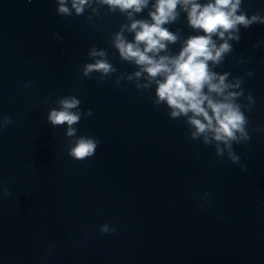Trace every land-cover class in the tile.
Here are the masks:
<instances>
[{
	"label": "water",
	"instance_id": "water-1",
	"mask_svg": "<svg viewBox=\"0 0 264 264\" xmlns=\"http://www.w3.org/2000/svg\"><path fill=\"white\" fill-rule=\"evenodd\" d=\"M88 64L0 8V264H264V181Z\"/></svg>",
	"mask_w": 264,
	"mask_h": 264
},
{
	"label": "clouds",
	"instance_id": "clouds-1",
	"mask_svg": "<svg viewBox=\"0 0 264 264\" xmlns=\"http://www.w3.org/2000/svg\"><path fill=\"white\" fill-rule=\"evenodd\" d=\"M93 0H71V8L78 16L84 14L86 6H90ZM107 5L110 12L119 10L132 20L130 26H122L112 41L118 49L122 60L134 63L139 67L136 77L147 74L148 83L143 87L148 88L155 84L156 106L166 105L170 110V118L178 119L184 116L187 123L194 129L191 132L193 139L204 137L205 143L212 140L223 142L227 147H232V142L251 139L247 128L249 118L245 115V107L238 100L244 96L242 77L236 78V83H229V73L218 74L213 70L214 65L222 63L226 54L233 51L231 40L239 42L240 27L248 29L254 23L264 25V19L259 15L248 18L241 12L242 0H208L201 3L200 0H155L152 10L148 13L150 19H133L135 13L142 12L148 7L150 0H96ZM58 13L72 15L67 6L68 0H58ZM178 6L187 13L188 25L199 34L189 36L176 55H161L166 52L170 44L179 39L178 35L165 27L174 23L180 13ZM94 12L98 11L93 9ZM127 31L134 33V39L128 41L124 36ZM227 34V35H226ZM214 37L222 42L217 43ZM254 47H258L255 45ZM90 56L105 57L106 52L90 51ZM92 71H98L108 75L114 71L112 65L106 59L97 60L94 64L85 67L84 75ZM252 76V72L247 73ZM129 79H132L130 76ZM238 88L237 91L231 89ZM247 99L252 106L254 97L249 92ZM80 101L74 97L62 99L60 110L53 109L48 115V120L53 126L68 125V135L74 134L72 125L80 119L79 114L70 111L79 105ZM248 108L247 111H251ZM89 114L90 110H89ZM13 121L4 116V126L7 128ZM99 141L82 137L71 150V155L79 160L92 156ZM219 151V149H218ZM231 160L239 163L240 158L231 154ZM243 171H247L245 165ZM4 194L9 197L11 193L7 188ZM107 232L106 226L101 228ZM113 231H116L113 229Z\"/></svg>",
	"mask_w": 264,
	"mask_h": 264
}]
</instances>
